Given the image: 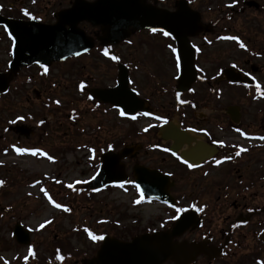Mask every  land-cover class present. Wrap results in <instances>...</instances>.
<instances>
[{
	"label": "flooded vegetation",
	"instance_id": "flooded-vegetation-1",
	"mask_svg": "<svg viewBox=\"0 0 264 264\" xmlns=\"http://www.w3.org/2000/svg\"><path fill=\"white\" fill-rule=\"evenodd\" d=\"M247 1L0 0V21L58 25L63 31L84 34L92 43L76 56L44 67L24 68L8 93L0 97V156L16 160L9 167H0V225H12L8 236L17 255L12 264H35L18 256L19 249L28 248L33 249L35 258L42 254L49 258L36 264H89L88 259L96 257L102 240L88 242L64 227L65 220L74 224L79 218L61 222L60 211V217L41 219V205H29V198L40 193L31 192L30 182L42 183L38 188L46 189L47 177L45 172L39 174L37 168L20 163L56 162L64 126L78 135L79 124L86 118L94 144L117 152L125 145H137V150L123 159L129 177L140 164L161 171L173 182L169 189L173 206L150 201L139 207L135 223L109 222V237L128 242L138 235L168 232L173 248H183L165 258V264H264V117L254 128L246 122L244 102L235 100L241 89L252 103L254 97L264 94V61L261 67L248 61L245 65L250 68H242L258 81L253 79L249 88L228 80L223 68L240 62L239 39L245 40L241 33L246 32L240 26L253 24L264 32V0H254L258 6H247ZM189 24H198L200 30L191 35ZM13 43L0 23V44L8 48ZM180 45L187 55L195 47L199 69L186 91L177 89L176 50ZM263 49L259 45L253 58L256 53L264 55ZM206 50L215 51L212 62L218 66L213 73L199 67L206 60ZM227 50L236 59L230 58L224 65L230 54ZM201 93L204 99L200 102ZM112 96L133 114L121 117V108L111 102ZM159 99L167 101L159 103ZM2 110L7 111L5 122ZM173 121L188 134L178 140V149L174 138L160 136L161 127ZM50 142L51 147L47 145ZM16 147L26 151L18 153ZM37 149L40 151L33 156L31 151ZM197 150L202 153L198 161L182 155L191 157L190 152ZM29 174L35 178L26 182L24 193L20 182L29 179ZM54 183L51 194L59 186ZM185 212L191 213L188 226L176 228ZM32 214L46 225L37 235L31 229ZM17 225L29 237L26 244L16 241ZM115 227L119 229L115 231ZM41 232L46 234L40 236ZM74 235L82 240V248L65 249L73 244L70 239ZM162 240L166 241V235Z\"/></svg>",
	"mask_w": 264,
	"mask_h": 264
},
{
	"label": "rangeland",
	"instance_id": "rangeland-1",
	"mask_svg": "<svg viewBox=\"0 0 264 264\" xmlns=\"http://www.w3.org/2000/svg\"><path fill=\"white\" fill-rule=\"evenodd\" d=\"M264 16V14H262ZM241 28H245L246 34L250 44H252L255 48H258L259 45L264 46V32H260V27L253 24H245L243 26H240ZM248 28H251L253 32L251 33ZM230 52L229 58L225 57V60L223 62L224 65H227L228 61L232 60L230 58L236 59V57L232 54L231 50H227ZM208 55L206 56L207 59H211L210 62H207L206 60L203 61L202 65L205 69H208L210 72H214L217 69L216 64L212 62V58L215 57V51L207 50ZM9 53L10 51L7 49V46L0 44V71H3L6 69V62L9 59ZM240 54H238L240 63L242 65H245L248 63V61L257 63L261 67V63H263L264 58L259 59L256 57L255 59L253 57L248 58L247 55L244 56V52L239 51ZM245 57V58H244ZM244 58V59H243ZM239 63V62H238ZM221 65V62L218 63ZM245 68H250L249 65H245ZM261 76V75H260ZM264 78V77H263ZM262 79V77H261ZM263 81V79H262ZM200 90L204 89V86L201 85L199 87ZM245 93L241 89L240 93H238V97H235V100L237 101H243L245 105V111H246V122L249 123L254 128L259 127V122L262 117H264V97L261 99L257 98L258 101L255 103H252L250 98L243 97ZM70 98V97H68ZM204 99L203 93L199 96L200 102ZM167 99H159V103L166 102ZM83 112L86 110L85 106L82 107ZM6 110V109H5ZM2 110L3 115H1V120L6 121L7 120V111ZM42 112V111H39ZM46 115V114H42ZM41 116V115H40ZM88 118H86L83 123H81L80 127V135H74L73 130L71 132V128H68L64 126V132L62 133L61 139L58 142V156H56V162H51L50 160H43L40 162H34V160H20V163H23L27 168L30 166H33L37 168L39 174L44 173L51 179L55 178V172H57V177L60 182L59 189L61 191L62 185L66 186V184H71L73 180L76 179H90L93 175V166L95 164L90 160V156H88V146H86V143L89 142V129L87 127ZM66 125V124H65ZM86 129L85 132H82V130ZM50 143H47L49 146ZM51 147V146H49ZM19 163V164H20ZM11 165V164H10ZM9 167V166H8ZM23 182H20V185L22 186L21 190L25 193L28 188L25 187L26 182L29 180L35 178V174H29L27 178ZM29 183V182H28ZM55 185V184H53ZM57 188V187H56ZM31 189L29 188V191ZM32 191V190H31ZM64 194V192H60V194ZM131 194H125L121 191L117 190H110L107 189L102 193H98L96 195H93L91 199H87L85 196H80L78 201L76 200L74 202L77 203V210L75 211V214L72 216L71 214L69 216L61 215L62 221L67 218H87L89 221H92V224H101L99 225L100 228H98L99 231L103 230H110L109 225H107V217H111L114 219H122L125 218L124 221H122L123 225L125 223H132L133 217L137 215V211L135 209L126 210V208H131L127 203L131 200ZM69 194H65V204L69 202L67 200V197ZM83 199H80V198ZM31 200H28L30 203L29 205L31 207H37L41 205V211H42V217L41 219L45 217H49L55 213V210L51 209L43 200H39L36 197L29 198ZM79 202V203H78ZM126 207V208H125ZM124 213V214H123ZM58 217H60V214L57 213ZM123 215V216H121ZM32 217L35 218V221L32 223L34 224L33 227L36 228V223H38V220H36V214H32ZM105 224V225H104ZM71 221H64V227L68 228L71 227ZM121 227V226H119ZM119 227H115L114 230H118ZM12 228V225H0V242L3 246H9L10 248L0 250V264H5V261H7V264H11L12 259L14 256V250L11 249L13 246L12 240L8 236L9 229ZM38 231V230H37ZM39 232V231H38ZM38 232H35V235L38 234ZM45 232H41L40 236L45 235ZM86 236H84L85 238ZM87 238V237H86ZM85 238V239H86ZM71 244L72 248H82L81 246L82 240L79 239L78 236L74 235L71 237ZM88 241V239H86ZM79 243L78 246H75L74 244ZM45 247V246H44ZM47 248H45L46 250ZM13 250V251H11ZM18 251L22 252V258L25 255V249H22V251L19 249ZM42 254V252H41ZM77 257V254L76 256ZM39 262L42 261H49L47 257H44L43 255H39ZM14 261V260H13ZM44 264H46L44 262Z\"/></svg>",
	"mask_w": 264,
	"mask_h": 264
},
{
	"label": "water",
	"instance_id": "water-1",
	"mask_svg": "<svg viewBox=\"0 0 264 264\" xmlns=\"http://www.w3.org/2000/svg\"><path fill=\"white\" fill-rule=\"evenodd\" d=\"M7 24L10 26L11 31L17 37L18 43L14 48V59L11 63V70L6 73H0V92L5 91L9 86V81L11 75L16 73L23 65L31 64L35 61L46 63L51 62L55 59H60L70 54H75L79 52L77 47L85 44L87 41L84 40L83 34L80 33H63L56 31L53 28H43L42 26L39 28H35L36 25L32 24H20L16 23L12 20L7 21ZM41 28V29H40ZM40 29V30H39ZM37 30H39L37 32ZM37 32V33H36ZM80 35L83 39L79 38ZM89 46V45H88ZM125 75V73H123ZM183 85L182 88H187L188 84L195 78V72L192 69V65L189 66V69L184 65V74H183ZM235 77L239 78L238 80H243V77L238 73H235ZM166 131H170L172 133V137L175 139L174 148L178 149L180 144H178V140L182 137H186L187 133L180 131L178 128L173 126L165 127L164 133ZM192 155L188 153H182L183 156L196 160L201 158V151L197 150L196 152H190ZM112 159H116L112 157ZM104 168L102 169L99 176L91 182L87 187H98L109 183L118 182V180H122L123 173L118 168L111 170L108 168L107 158L104 157ZM138 176L140 179H143L145 184H152L155 186H160V177L155 174V172L151 170L142 169L138 172ZM156 177L154 182L150 181V178ZM108 240H106L105 244L102 246L100 251V256H104L106 250H112L117 254L121 250V246L119 244H115L113 247H105ZM108 244V243H107ZM149 253V251H148ZM132 256H138L134 251L130 253ZM145 264V263H143Z\"/></svg>",
	"mask_w": 264,
	"mask_h": 264
},
{
	"label": "snow or ice",
	"instance_id": "snow-or-ice-1",
	"mask_svg": "<svg viewBox=\"0 0 264 264\" xmlns=\"http://www.w3.org/2000/svg\"><path fill=\"white\" fill-rule=\"evenodd\" d=\"M24 14H25L26 16L29 15L27 11H25ZM30 18H31V17H30ZM152 31H156V30L153 29ZM164 35L167 36V35H169V33L165 32ZM223 39H236V38H235V37H224ZM240 46H241V47H244L243 44H241ZM173 51H175V50H173ZM105 54H107V52H106ZM112 59L115 60V59H117V58H116L115 56H113ZM41 67H44V65H41ZM177 67H179V61L177 62ZM45 71H47L46 68H45ZM80 87L83 88L84 85L81 84ZM259 87H260V85L258 84V85H257V89H259ZM56 103H59V102L57 101ZM120 114H121V115H124L123 112H121ZM133 119H135V117H133ZM157 119H160V118L157 117ZM16 151H17L18 153H22V152H24V151H26V150H25V149H22V148H17ZM39 151H40V150H38V149H37V150H32V151H31V154H32L33 156H35V155L37 154V152H39ZM241 151H243V149H241ZM40 155H46V154L43 153V152H40ZM237 155H240V153L237 152ZM48 158L51 159V157H48ZM217 163H219V161H217ZM189 167H192V165H189ZM57 182H59V181H57ZM2 183H3V182L0 181V184H2ZM77 183H79V181H78ZM121 186H122V185H121ZM68 187H72V185H68ZM137 188L139 189V185H137ZM42 191H43V189H42ZM45 195H47V193H45ZM50 202H51V199H50ZM54 207H56V208H60L61 205H60V204H55V203H54ZM64 210H65V211H68L67 208H65ZM178 211H183V210H182V209H178ZM43 226H44V225H41V227H43ZM89 235L91 236L92 234L89 233ZM92 239H94V240H96V239H103V237L92 236ZM28 252H29V254L31 255V254H32V249L29 248V249H28ZM0 259H2V258H0ZM25 260H27V257H25ZM5 264H7V261H5Z\"/></svg>",
	"mask_w": 264,
	"mask_h": 264
}]
</instances>
